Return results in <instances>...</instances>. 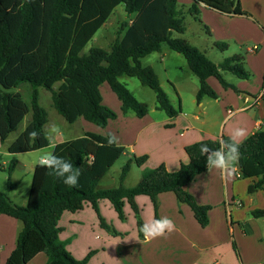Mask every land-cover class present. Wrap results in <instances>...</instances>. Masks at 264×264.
<instances>
[{"label": "trees", "instance_id": "16d2710c", "mask_svg": "<svg viewBox=\"0 0 264 264\" xmlns=\"http://www.w3.org/2000/svg\"><path fill=\"white\" fill-rule=\"evenodd\" d=\"M198 4L228 15H248L240 0H193L188 13L198 15ZM120 5L125 7L128 20L118 30L110 50L93 46L85 52L86 46ZM181 15L179 0H0V141L4 144L31 115L25 129L8 145V152L21 154L51 145L45 131L48 112L39 102L41 87L52 93L53 106L67 122L72 124L83 118L104 128L117 118V113L103 103L100 91L103 84L121 101L123 113L133 112L140 118L148 115V104L139 101L120 81L121 76L135 77L143 86L155 91L160 110L169 117H176L180 107L173 106L155 70L141 63L143 57L160 52L164 45L182 54L198 77V102L204 97L217 98L208 82L210 77L216 78L224 88L239 92L223 73L249 79L251 73L244 58L233 55L216 64L186 39L174 37V33L186 32ZM215 47L225 50L228 45L215 42ZM56 83H61L57 90L54 89ZM24 84L31 87L29 103L20 92L13 91ZM33 132L37 135L32 136ZM108 137L86 132L53 147L55 155L67 158L73 169L79 171L76 187L64 185L48 174L49 169L38 164L25 206L14 204L6 192L0 191V215H9L24 224L17 247L6 264H11L28 246L37 253L45 252L47 264H87L88 258L78 260L68 252L66 242L60 238L59 222L64 212H77L86 204H91L104 222L99 208L103 199L111 202L120 220L126 219L124 206L129 203L141 227L144 223L135 198L146 195L156 206L159 194L173 192L192 208L203 227L208 225L209 207L199 205L186 186L208 170L201 147L220 149L221 142L231 141L230 137L208 138L187 146L190 161L183 163L178 171L170 172L164 164L144 169L141 181L133 188L123 185L131 169L130 160L122 169L120 185L101 189L98 188L100 181L124 152V147L117 143L109 145ZM237 143L241 175L254 180L248 192L264 189V130ZM146 160L147 156L138 157L136 163L142 166ZM17 164V160L11 161L10 175ZM14 186L9 180L8 188ZM252 214L262 218L264 209L254 210ZM140 237H144L143 232Z\"/></svg>", "mask_w": 264, "mask_h": 264}, {"label": "crops", "instance_id": "0c3cea01", "mask_svg": "<svg viewBox=\"0 0 264 264\" xmlns=\"http://www.w3.org/2000/svg\"><path fill=\"white\" fill-rule=\"evenodd\" d=\"M179 1L186 3L183 5L179 3V10L185 21L184 15L190 14L188 10L193 5V0ZM240 2L248 15H228L203 4L197 5L198 15L191 14L195 21L206 30L208 38H203L205 43H210L212 47H215V42L226 43L228 47L234 44L246 55L245 57L240 56L244 58L246 66L257 75V78L252 83L246 79L238 80L236 83L227 80L228 83L235 85L238 93L231 88L225 89L216 78L210 77L208 82L216 91L217 98L204 97L198 102L197 93L200 82L192 79L188 100L190 106L186 107L180 83L176 82L175 90L180 97L179 107L181 110L179 114L176 117H169L165 111L157 107L156 97V104L151 107L148 105V115L140 118L133 112L126 114L122 112L121 101L107 84L100 87L104 105L108 103L107 100L111 101L117 118L111 120L104 127L105 131L103 132L92 125H86L87 127L78 137L83 136L86 132L117 137V144L124 147L122 156L128 158L126 163L131 160V169L123 182L125 187L137 186L142 179L144 169H153L164 164L168 171H178L183 163L190 161L186 147L191 144L208 138L221 139L223 136L232 138L234 130L238 128L244 129L246 133L243 138H237V142H241L253 133L264 130V83L262 81L264 78V0H240ZM186 32L181 34V37L192 44L191 40L187 38ZM173 36L179 37L175 36V33ZM192 45L198 48L195 44ZM254 46H259V48L253 52L251 49ZM261 47H263L262 50ZM166 48L164 46L160 52L143 57L142 65L153 68L154 63H158L167 72V63L171 54ZM104 49L110 50V47ZM204 54L209 57L206 50ZM151 56H153V61L144 64V61ZM228 57L223 55L221 58L215 59L214 62L220 64ZM122 77L124 76L120 77V81ZM259 77L261 81H257ZM60 84L56 83L54 89L57 90ZM25 85L28 84L21 85L13 91L20 92L24 97ZM42 88H39L40 97ZM29 91H31L30 86ZM231 101L233 103H230ZM230 105H234L235 108H230ZM82 119L78 118L73 124L82 122ZM48 122L46 125L49 124ZM53 125L52 134L49 136L51 139V145L48 147L50 148L49 152H53V147L56 144L71 140L66 138L63 128L55 126L54 122ZM8 145L0 141V154L3 156L9 153ZM21 154L16 155L20 156ZM142 156H147V160L142 166H138L136 159ZM38 164L33 166V173ZM1 165H4V162ZM21 166H23L22 161L18 160L14 172ZM131 175L135 180L129 186L127 180ZM253 182V179L244 178L241 175L238 163L228 173L212 168L197 175L186 186V190L199 205L209 207V223L205 227L198 222L192 208L187 203L181 202L173 192L159 194L156 206L148 196L139 195L135 198V202L140 210L143 223L152 219L168 217L174 221L175 229L162 237L150 240L140 237L136 230L130 232V238L123 239L104 238L103 235H100L99 251L106 256L109 250L106 243L109 245L115 242L118 250L133 257L131 264H264V217L256 218L252 214L254 210L264 209V189L249 193L248 187ZM14 187L8 188L7 186L10 191H14ZM98 188L101 187L98 185ZM11 201L13 202V200ZM99 208L102 216L107 220L118 222V214L109 200H100ZM124 211L129 220L133 222L132 207L127 202ZM97 217L98 215L91 204H86L84 209L77 212H64L60 222L64 221L69 224L70 228L75 231L76 229L80 230L82 233L89 227V224L90 227L94 226L95 230L97 229ZM80 221H84L81 222L83 227H79L78 224L77 226L73 225ZM23 227L22 221L6 214L0 215V264H6L12 257ZM62 237L63 234L60 233V238L62 239ZM74 243L81 248L78 240ZM72 254L75 255L74 252ZM75 257L76 259L81 258L80 255H75ZM46 262L47 258L44 252L37 253L32 246H28L24 252L13 258L11 264H46ZM124 263L126 264L123 261L122 264Z\"/></svg>", "mask_w": 264, "mask_h": 264}, {"label": "rangeland", "instance_id": "374dc122", "mask_svg": "<svg viewBox=\"0 0 264 264\" xmlns=\"http://www.w3.org/2000/svg\"><path fill=\"white\" fill-rule=\"evenodd\" d=\"M180 4H186L183 1H179ZM185 16V25L187 27V38L191 40L192 44H195L198 46V48L205 53V50L208 52V56L215 61V59L221 58L223 55L225 57L233 56L236 54L244 55L243 51L237 49V47L234 44H231L227 49L220 50L216 47H212L210 43H205L203 41L204 37L208 38V35L206 33V30L204 27H202L198 22L195 21L193 16L191 14H186ZM128 20V13L125 10V7L123 5H120L116 8L115 12L112 14L106 25L102 27L95 37L90 41V43L86 46L85 52H88L89 49L93 46L96 47H102V48H109L112 44V42L117 37V32L123 25L125 21ZM175 36L181 37V34L175 33ZM165 46V45H164ZM253 46V45H251ZM166 49H168L169 53L171 54L170 59L167 63L168 65V71L165 72L164 69L161 67L160 64L154 63V69L160 79L162 88L168 93L172 104L175 108L179 107L180 105V97L178 96L176 90H175V83H180V89L182 91V96L184 98L185 106H190V103L188 102L191 92V80L195 79V81L199 80L198 78L192 74L191 70L188 68V63L185 57L182 54H178L174 52L171 48L168 46ZM263 47H261L262 50ZM242 53V54H240ZM153 61V56L148 57L144 64L151 63ZM223 61V60H222ZM249 68V67H247ZM249 71L251 73V76L249 79H246L247 81H251V83L257 78V75L254 74L250 68ZM225 79L236 83L238 80L244 81V79L238 78L237 76H234L229 73H224ZM264 79V78H263ZM262 79L263 83L264 80ZM121 81L127 85V87L134 93L135 97L141 101L147 103L150 107L156 104V93L154 90H152L149 87L143 86L141 82L135 78V77H122ZM257 81H261L260 77L257 79ZM214 82L218 83L216 80ZM255 85V84H253ZM25 91H24V98L27 103L30 101V94L31 91H29V86L25 85ZM103 87V86H102ZM108 87V86H107ZM229 89V88H225ZM232 89V88H231ZM233 90V89H232ZM231 90V91H232ZM110 91V90H109ZM235 91V90H233ZM238 93L237 91H235ZM114 93V92H113ZM40 102L42 106L46 109L49 115V124L45 126V131L48 134V136H51L53 130V122L56 123L55 126L59 128H63L64 134L66 138L73 139L77 138L82 134L83 129L85 130L86 125H92V127H96L100 132L105 131V128L100 127L96 124H92L84 119H82V122H77L75 124H71L67 122L62 115H60L55 107L53 106V100H52V94L51 92L47 91L46 89L40 90ZM115 94V93H114ZM116 95V94H115ZM120 101V100H119ZM108 103H105L110 109L115 111V109L111 105V101H108ZM230 103H233L232 101ZM110 104V105H109ZM230 108H235L234 105H230ZM116 112V111H115ZM30 115H28L25 119V121L21 124L19 129L16 132H13L7 142H5L7 145L15 140L17 136L25 129L27 122L30 120ZM58 120V122H57ZM48 147L42 148L39 150L31 151V152H24L20 156L16 154H6V156H3V154H0V191L8 193V196L13 202L17 203L20 206H25L28 202L30 187L32 183V177H33V171L32 168L35 164H38L40 158L43 154L49 152ZM11 155V156H10ZM126 156H121L116 163L110 168L107 176H105L104 179L101 180L99 187L101 188H110V187H118L120 184V174L122 172V169L127 161ZM13 160H20L22 161L21 168L17 169L14 174L10 177L9 174V167L11 164V161ZM4 162V165H1ZM133 175V174H132ZM130 176L127 180V183L133 184V176ZM11 181V183L15 184V190L10 191L8 186V181ZM26 200V201H24ZM25 202V203H23ZM25 204V205H22ZM132 218L133 222L129 220V217L126 215L125 220L118 219V222H114L111 220H107L105 217V221L101 222L100 218L98 219L97 229L95 230V227L92 226L89 227L80 233V230H73L69 227V224L66 222H59V227L61 228V234H63L62 240L66 241V249L68 252L72 254V252L75 253V255H80L81 258H77L78 260H84L88 258L87 264H122L123 261L126 262V264H131L133 261V257L130 256L126 252H121L117 249V244L115 242H112V244H107L106 247L109 249L108 253L101 254L99 251V246H101V240H99V236L103 235L104 238H110V239H123L126 237H131L130 232L133 230L138 231V234L140 235L142 231L140 230L141 227L138 224L139 217H137L136 213L132 209ZM141 214V213H140ZM102 215V214H101ZM141 216V215H140ZM117 217V216H116ZM131 219V218H130ZM142 219V218H141ZM79 221V220H78ZM80 221L78 223L73 224L74 226L83 227ZM72 226V225H71ZM86 231V232H84ZM130 235V236H129ZM79 241V248L74 241ZM47 261L48 256L44 252ZM73 255V254H72ZM74 256V258H76ZM47 264V262H46ZM125 264V263H124Z\"/></svg>", "mask_w": 264, "mask_h": 264}, {"label": "clouds", "instance_id": "9594fccd", "mask_svg": "<svg viewBox=\"0 0 264 264\" xmlns=\"http://www.w3.org/2000/svg\"><path fill=\"white\" fill-rule=\"evenodd\" d=\"M31 135L36 136L37 133L33 132ZM245 135V130L238 128L234 130L231 141L221 142L220 149L212 150L203 145L200 151L206 156V167L208 169L216 168L224 173L230 172L240 158L237 138H243ZM107 143L109 145L118 143V139L115 135H110ZM39 166L49 169V175L58 178L68 187H76L79 183V171L73 169L70 160L63 156H57L54 152L43 154L39 160ZM174 229V221L168 217H162L145 222L140 230L143 232L144 237L150 240L171 233Z\"/></svg>", "mask_w": 264, "mask_h": 264}, {"label": "built area", "instance_id": "2783aa9c", "mask_svg": "<svg viewBox=\"0 0 264 264\" xmlns=\"http://www.w3.org/2000/svg\"><path fill=\"white\" fill-rule=\"evenodd\" d=\"M259 48V46H254L252 49H251V51H256L257 49Z\"/></svg>", "mask_w": 264, "mask_h": 264}]
</instances>
